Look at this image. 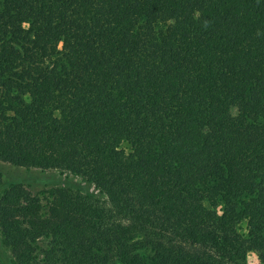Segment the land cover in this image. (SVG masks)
Segmentation results:
<instances>
[{
    "label": "trees",
    "instance_id": "16d2710c",
    "mask_svg": "<svg viewBox=\"0 0 264 264\" xmlns=\"http://www.w3.org/2000/svg\"><path fill=\"white\" fill-rule=\"evenodd\" d=\"M0 162L102 195L9 183L11 264L264 258V0H0Z\"/></svg>",
    "mask_w": 264,
    "mask_h": 264
},
{
    "label": "rangeland",
    "instance_id": "374dc122",
    "mask_svg": "<svg viewBox=\"0 0 264 264\" xmlns=\"http://www.w3.org/2000/svg\"><path fill=\"white\" fill-rule=\"evenodd\" d=\"M0 174L2 176V184L0 185V194L5 187L11 182H23L28 184L31 189L36 192L42 188L51 185H64L73 188H80L83 191L91 192L97 197H102L92 186L85 184L79 177L67 174H59L55 170H39L25 169L0 162ZM241 231H245V223L241 224ZM0 259L3 264H11L9 253L2 244V235L0 234ZM246 264H264V258L261 253L255 249L248 250L246 254Z\"/></svg>",
    "mask_w": 264,
    "mask_h": 264
}]
</instances>
